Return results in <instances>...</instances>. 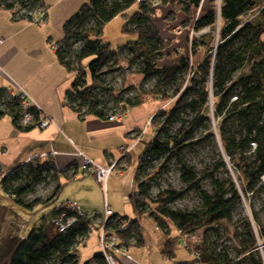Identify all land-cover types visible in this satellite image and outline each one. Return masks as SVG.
I'll list each match as a JSON object with an SVG mask.
<instances>
[{"label":"trees","instance_id":"16d2710c","mask_svg":"<svg viewBox=\"0 0 264 264\" xmlns=\"http://www.w3.org/2000/svg\"><path fill=\"white\" fill-rule=\"evenodd\" d=\"M160 1L170 6L168 19L178 14L183 16L180 28H187V35L191 29L199 32L209 28L211 34L216 32V46L205 44L202 37L193 38L189 55L158 67L157 60L167 56L171 59L172 54L163 52L165 44L170 45V41L162 40L152 20L155 5L138 0L136 12L129 15L126 12L130 6L127 0H87L64 23L62 38L55 42L59 62L73 77L65 93L64 103L78 112L81 118L94 115L109 120L112 116L128 113L132 107L146 101H160L162 106L151 120L156 135L145 145L136 167L134 190L129 197L132 208L137 214L151 216L167 234L161 256L172 264H231L224 253L217 252L216 247L210 244L212 242H206L205 238L201 241L194 233L201 230L204 233L209 231L208 235H211V231L216 237L219 225L231 220L237 203L247 199L249 192L257 194L264 190V20L258 25L251 22L255 14L264 12V7H259L258 13V8L254 12L256 0H219V6L217 0H209L210 8L201 13L204 0ZM38 9L43 13L39 22L41 24L46 16L42 0H0V10L9 11L12 16L28 22H32L28 13ZM119 15L125 20L122 32L136 33L137 39L113 51L98 34L103 24ZM90 20L96 22L97 29H87ZM244 34H251V38L235 45ZM77 43L80 45L75 49ZM205 47L206 53L199 55L194 63L195 53L198 51L201 54ZM213 49L215 52L210 53ZM176 55H179L178 52ZM111 58L129 64L132 59L141 65L137 72L144 73L145 78L140 90L127 89L132 94L121 97L120 94L101 88L99 79ZM151 78H155L156 85L148 88L144 83ZM95 91L102 92L105 99ZM7 92L8 88H0V120L10 118L21 131L34 128H24L18 124L24 113H35L34 107L25 110L20 95L9 96ZM109 103L113 104V109H109ZM185 114L193 117L184 119ZM173 123L180 125L171 134L169 129ZM201 126L205 128L203 138L209 137L219 143L220 161L215 170L208 172L209 192L201 190L196 174L180 158L185 147L200 142L201 139H195V133ZM172 157L180 163L182 180L188 188L198 192L199 206L195 211L171 210L168 205L181 196L180 192L173 189L161 191L153 201L149 198L152 181L160 175L165 161ZM155 159L162 161L141 180L142 172ZM128 164L129 160L126 159L119 169H126ZM72 169L76 171L73 166L61 171L51 161L33 158L11 170L5 171L0 167V185L15 202L32 208L55 199L65 186L60 183V176H69L67 181H71L75 175ZM219 169H223L225 177L214 175ZM47 179L56 183L51 196L44 201L36 198L26 204L25 199L35 195L36 188ZM64 211L65 204L55 208L43 224L20 240L8 264H43L53 254V264H77V256L71 254L69 248L74 241V251L78 248L87 237L90 223L99 214L82 212L75 215L76 223L63 233L57 232L50 243H45L46 230L52 227L51 220ZM250 214V217L243 219L245 238L249 244L241 251L244 259L240 262L264 264V228L257 225L254 218L256 213L250 210ZM72 215L67 212V216ZM112 220L114 234L121 245L129 247L131 239H134L135 246L141 244L136 219L114 215ZM169 225L173 226L175 236H170ZM183 236L199 239L198 244L192 245L193 249L200 252L198 260L192 258L190 249L180 246ZM179 248L189 252V261H174ZM94 264H105L101 252L95 257Z\"/></svg>","mask_w":264,"mask_h":264},{"label":"crops","instance_id":"0c3cea01","mask_svg":"<svg viewBox=\"0 0 264 264\" xmlns=\"http://www.w3.org/2000/svg\"><path fill=\"white\" fill-rule=\"evenodd\" d=\"M86 1L42 0L46 16L41 24L18 19L12 16L11 12L0 10V88L13 90L21 88L36 106L53 119L51 126L46 129L32 128L26 131L18 130L8 117L1 119L0 167L7 171L9 168H15L38 157L43 162L51 161L55 168L61 171L73 166L76 169V171L72 169L75 172L73 179L66 184L62 183L65 185L62 190L73 186L71 196L68 197L70 202L77 203L84 211L88 210L86 212L94 211L100 215L103 214L104 204H106L114 215L126 216L129 220H135L127 215L116 213L120 206L109 198L107 185L111 180V190L114 191L113 187H116L118 194L122 193V198L129 193L124 189L125 186L128 188L132 185L134 190L137 165L134 171L129 173V167L132 165L130 154L134 146L131 140L134 135L144 130L146 121L156 110L155 107L161 106L153 105V108H148L149 112L145 109L133 111L131 109L121 122H116L94 115L81 118L78 112L65 105V93L69 90L73 77L59 62L56 53L51 49V44L62 38L64 23ZM209 8V0H204L201 13H205ZM178 16L181 17V23L183 16L181 14ZM179 27L180 25L177 24L173 26L172 32L177 37H171L169 41L172 45L178 38L179 47L183 48L175 46L176 50L181 49L179 53L183 51L186 55L188 48H184L187 36L178 35L176 30ZM127 146L130 147L129 164L124 170L117 169L108 178L105 188L101 187L103 201L99 206L100 210L85 208L95 205L96 199H100L101 196H98L100 195L99 183L95 177L82 175L79 169L82 157L78 153H82L85 158L99 166L109 167L113 161H118L120 158V149ZM138 225L141 244L139 246L130 245L125 253H118L116 261L119 264H144L145 261H152L153 253L156 257L161 256L165 241L162 243L160 241V247L158 241L154 248H150L145 236L142 237L143 229L139 223ZM140 246L142 248L145 246V254L142 249L136 251L135 248ZM160 258L163 264L166 259L162 256Z\"/></svg>","mask_w":264,"mask_h":264},{"label":"rangeland","instance_id":"374dc122","mask_svg":"<svg viewBox=\"0 0 264 264\" xmlns=\"http://www.w3.org/2000/svg\"><path fill=\"white\" fill-rule=\"evenodd\" d=\"M127 1L130 6L126 12L127 14L132 15L134 12H136V5L138 0H127ZM259 7L261 8L264 7V0H256L254 4V8H255L254 12L258 8V13H259ZM169 11H170V6L168 4L167 5L160 4L158 6H155L152 12V20L158 29L160 37L165 42H168L169 38L171 37L173 38L177 37L176 34L172 32V28L176 24L180 25V19H181V17L177 15L173 19H168L167 14ZM254 17L255 18H253L251 22L253 25H258L264 20V12L262 14L260 12L259 15L256 14V16ZM124 25H125V20L120 15L116 16L110 22L105 23L100 27V32L98 36H100L101 39L104 40L109 45V48L111 50L116 51L119 47L126 46L127 44H131L137 39L136 33L122 32V28ZM86 27L87 29H93V30L97 29V25L94 20H90ZM187 30H188L187 28L184 29L179 27L176 31L180 36L184 34L185 36H187L185 43L186 47L184 49L188 48L187 54L189 55L190 54L189 48L191 44L190 42L192 40L191 37L193 36H191V30L189 32V35H187ZM216 38H217L216 32L213 34L208 33L202 36V41L205 44H214V46H216L215 43ZM250 38H251V34H244L241 37V39H239L236 42L235 45H239V43H243L245 39L248 40ZM262 40L264 41V37L262 38ZM177 41L178 38L175 39V44L172 45L165 44L163 52L165 54H172V57L171 59H168L167 56L163 60L161 59L157 60L156 66L159 67L161 65H167L169 64L168 62L171 61L175 62L179 58L184 56L183 51L179 53L181 49L176 50V52H178L179 55H176V52L174 51L176 49L175 46L179 47V42ZM79 45L80 44L77 43L74 48L77 49ZM179 48H183V47H179ZM205 49L206 47L202 49L201 54L198 51L195 53L193 57L194 63L197 62V58L199 57V55L202 56L204 53H206ZM214 52H215L214 49L210 51V53H214ZM106 65L107 66L104 69L105 73L101 75L99 79L102 89L105 88L108 89L109 91H112V93L114 94H120L121 97H127L132 94V92L127 91V89L140 90V87L143 84L145 76L144 73L137 72L141 67V65L138 62L130 59V64H129L127 63V61L121 59L115 60L114 58H111ZM144 84L146 85V87L151 88L156 85V80L155 78H151L147 80ZM144 89L146 88L144 87ZM162 89L166 91L164 87ZM95 92L99 93L98 96H103L102 92L100 91H95ZM153 105L162 106V103L158 100H152L150 102L146 101L142 104L132 107V111L138 109H145L148 110L149 112L148 108H153L152 107ZM108 107L109 109L114 108L112 103H109ZM159 108L161 107H155L156 110L152 113L150 119L146 121L145 123L146 125L143 130L144 131L143 134L145 133L146 134L144 135L143 139H140L138 142H135V139L131 140V144H134V146L130 154L132 158V165L129 167V173H131V171H134V168L138 164V160L145 149V145L151 142L156 135L155 133L156 131L155 128L152 127L151 120ZM184 117H185L184 119L190 120L193 117V115L185 114ZM211 124L212 122L207 124V126L208 125L210 126ZM179 125H180L179 123L171 124L169 129L170 133L171 134L174 133L175 130L179 127ZM204 134H205L204 126L199 127L195 133V139H201L200 142L185 147L181 152L180 158L182 159L183 163L196 174V177L199 179L198 185L201 188V190H205L209 192L210 185H209L208 172L215 170L216 166L220 161L218 156L219 143L216 140L213 141L209 137L203 138ZM160 139L162 138L160 137ZM127 160H129L128 156H127ZM161 161L162 159L153 160L152 163L148 165L146 169L142 172L140 179L142 180L148 174H151L152 171L161 163ZM11 169L13 168H9L8 170ZM227 169L229 170L228 167ZM23 175H25V173H23ZM68 175H71V172H68ZM214 175L225 177V173L223 169H219L218 172L215 173ZM68 177L69 176L61 175L60 183L66 184V182H69L67 181ZM111 184L112 183L110 180L107 185V191H109L108 192L109 198L120 206L119 211H116V213L124 214L129 216L130 218L136 219L137 222L140 224L141 228L143 229L142 237L145 236L150 248H154L158 244V241L160 247L161 246L160 241L161 243L164 242L167 238V234L157 225V223L153 218H151V216H149L146 213L137 214L136 212H134L129 200V197L133 193L132 185L128 186V188L126 186L124 187V189L126 191L128 190L130 194L127 193L128 195H126L125 198H122L121 195L122 193L120 192L118 194V191H116V187H113L114 191L111 190ZM98 185L100 191V195L98 196H101L100 199H96L95 205H92L91 207L86 206L85 208L87 209L90 208L95 211L100 210L99 206L102 205L103 195L101 188L102 186L100 184ZM71 187L73 186L65 187L64 190H62L55 199H52L45 204L36 205L33 206L32 208H27L21 204H18L9 195L4 193L0 185V264H8L10 255L14 250L15 246L17 245V243L20 240L25 239L34 228H37L41 224H43L45 220L48 218L49 214L55 208H60L64 204H68L67 203L68 201L69 202L71 201L68 198L69 196H71ZM55 188H56V183L54 181L52 182V179H47L45 180L44 183L40 184L36 188V194L27 197V199H25L24 202L28 204L36 198H41L42 201L47 200L51 196ZM168 189H173L181 193L180 197H178L175 201H173L168 205V207L171 210L191 212L198 209L199 206L198 192L194 188H188L187 184L182 180L181 172H180V163L177 159H175V157L169 158L165 161L160 175L157 176L152 181L151 186L149 188V194H148L149 198L151 199V201H153L161 191ZM110 191L113 192L111 193ZM82 207L84 208V206ZM250 210L256 213V216L254 218L256 219L257 225L260 226L261 228H264V190L257 194H252L249 192L247 194V199H242L239 203H237L234 208L231 220L227 223H223L219 225L218 233H217L218 235H216V237H214L213 235L214 233L211 231L210 234L213 237L211 235H208L209 231L205 232L206 233L205 234L203 231L198 230L194 234H196L201 239V241H203V239L205 238L206 242L207 241L212 242L210 244L216 247L217 252L220 251L224 253L230 260L231 264H245L244 262L242 263L240 262L241 259H244L242 258L244 256L242 255L241 251H243V248L247 247L249 243L246 241L245 238L243 219L244 217L251 216ZM86 211H84V209L82 210V212L85 213L90 212V211L89 212ZM169 229H171L170 236L171 237L175 236L176 233L174 232V228L172 225H169L168 230ZM165 231H167V228L165 229ZM97 233L98 232L95 228L90 227L87 237L81 244H79L78 248L75 251L73 248L74 247L73 244L75 241L72 243L71 247L69 248V251L71 254L77 256V264H94L95 257L101 252ZM45 234H46L45 243H50L52 239L57 235V228H55V226L52 225V227L47 228ZM209 238L211 239L208 240ZM144 247L142 248V246H140L135 249L136 251H140L142 249L145 254L146 251ZM54 257L55 254L52 255L50 260L45 261L43 264H53ZM160 257L161 256L156 257L155 253H153L152 261H145L144 264H162ZM190 258L191 256L189 252H187L183 248H179V250L176 251V257L174 261L186 262ZM116 264H119V262L116 261ZM163 264H169V263H167V261L165 260Z\"/></svg>","mask_w":264,"mask_h":264},{"label":"built area","instance_id":"2783aa9c","mask_svg":"<svg viewBox=\"0 0 264 264\" xmlns=\"http://www.w3.org/2000/svg\"><path fill=\"white\" fill-rule=\"evenodd\" d=\"M146 4L149 5H160V0H143ZM28 15L32 18V23L39 24L41 21V17L43 16L42 10L38 9L34 12H29ZM256 16V14L254 15ZM208 33H211L209 28H205L199 32H195L193 29H191V37L193 38H200ZM191 43V42H190ZM58 46L54 42L51 44V49L55 52L57 50ZM7 94L9 96H15L20 95L21 103L24 107V109H28L30 107H34L35 113L32 114L30 112L24 113L23 116L20 118L18 124L21 127L27 128V127H34L38 129H46L51 126L53 123V119L50 118L44 111H42L38 106L34 104L31 98L27 96V94L22 91L21 88L19 90H13L8 89ZM127 114V113H126ZM126 114H118L115 116H112L109 118V120H114L116 122H121ZM144 131H142L139 134L134 135L135 142H138ZM130 147H122L120 149L121 156L118 159V161H113L109 167H102L99 166L93 161H90L89 159L85 158L82 153H78L79 156L82 157V164L79 167L80 171L82 172V175H93L96 179V181L105 188L108 178L111 174H113L117 169H119L120 166H122V163L127 159V156L129 154ZM119 162V164H118ZM65 210L63 213H61L60 216L54 218L51 220L50 224L55 226L57 228L58 233H63L67 228L72 226L74 223H76V216L79 214H82V208L77 203H68L65 204ZM67 212L73 213L72 216H67ZM76 215V216H75ZM114 214L112 210L104 204V212L103 214H99V216L96 219H93L90 223V227L95 228L98 232V242L100 246L101 253L104 257L105 264H116V256L118 253H125L127 250V246L121 245V241L119 240L118 236L114 234V229L112 228V224H114V220H112ZM199 239L194 237H187L183 236L180 239V246L185 248L186 250H191V256L193 259L198 260L200 256V252L193 249V244H198ZM130 245H134L135 241L134 239H131L129 241Z\"/></svg>","mask_w":264,"mask_h":264},{"label":"water","instance_id":"95a60500","mask_svg":"<svg viewBox=\"0 0 264 264\" xmlns=\"http://www.w3.org/2000/svg\"><path fill=\"white\" fill-rule=\"evenodd\" d=\"M217 5L219 6V0H217Z\"/></svg>","mask_w":264,"mask_h":264}]
</instances>
